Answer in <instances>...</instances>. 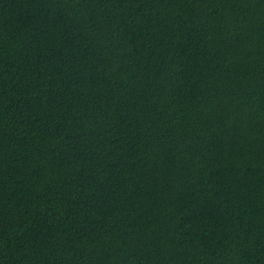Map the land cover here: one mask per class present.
<instances>
[{"label": "trees", "instance_id": "trees-1", "mask_svg": "<svg viewBox=\"0 0 264 264\" xmlns=\"http://www.w3.org/2000/svg\"><path fill=\"white\" fill-rule=\"evenodd\" d=\"M0 264H264V0H0Z\"/></svg>", "mask_w": 264, "mask_h": 264}]
</instances>
